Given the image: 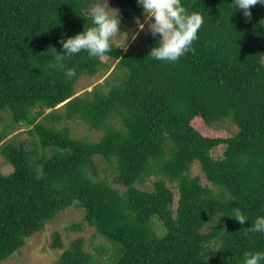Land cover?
Listing matches in <instances>:
<instances>
[{
  "label": "trees",
  "instance_id": "trees-1",
  "mask_svg": "<svg viewBox=\"0 0 264 264\" xmlns=\"http://www.w3.org/2000/svg\"><path fill=\"white\" fill-rule=\"evenodd\" d=\"M106 1L133 19L152 0H0V151L13 166H0V263L76 207L112 264H264V0H168L173 34L131 50L98 36ZM104 55L112 72L76 95L110 69ZM198 117L237 131L205 135ZM76 120L98 139L74 136ZM20 125L28 136L9 139ZM100 263L82 238L59 259Z\"/></svg>",
  "mask_w": 264,
  "mask_h": 264
},
{
  "label": "rangeland",
  "instance_id": "rangeland-1",
  "mask_svg": "<svg viewBox=\"0 0 264 264\" xmlns=\"http://www.w3.org/2000/svg\"><path fill=\"white\" fill-rule=\"evenodd\" d=\"M106 6V7H105ZM96 11L101 12L104 17L109 18V25L101 28L98 36L105 42H112L119 46H123L125 50H131L135 47H140L147 42L146 39L149 34L155 35H172L175 27L172 23L174 14L177 12L168 0H152L146 7V12L142 18L136 17L133 19H121L116 16V8L111 2L106 1L105 4L96 6ZM103 59L109 63L110 69H106L102 74L88 77L85 76L79 80L76 87V95H79L86 90H91L95 84L106 78L115 67L114 61L106 55ZM5 123V122H4ZM3 123V126L5 124ZM72 128L74 136L87 137L90 140H97L99 134L91 131L84 122L80 120L70 121L68 124ZM193 125L201 130L205 135L216 137H229L233 135L237 128L235 125L226 124L224 129L208 128L203 119L196 118ZM25 127L22 125L9 130L8 138H22L27 137ZM29 147V146H28ZM226 149V145H221L213 150L214 157H221ZM0 166L1 172L5 175L13 171V166L8 163L0 151ZM190 174L192 176H201L202 183L209 187H215L209 182L202 168L198 162H195L191 168ZM116 187L124 189L120 185ZM169 186L175 191L174 209L178 206L179 193L176 185L169 183ZM143 188H152V181H148ZM214 189V188H213ZM218 192L217 189H214ZM76 225H82L81 229H75ZM159 234H162L164 229L160 223L156 226ZM207 230L211 231V226H207ZM55 233H59L61 240L64 243V248H57L54 246ZM82 238L84 240V248L87 251L95 254L100 260V264H112L113 257L110 255L109 247L111 243L104 237L100 236L96 229L86 223L84 218V211L76 208L69 207L62 211L55 219L51 220L44 230L36 233L26 240L24 247L19 249L16 253L4 260L0 264H59V259L63 251L68 248L72 242ZM106 247V248H105Z\"/></svg>",
  "mask_w": 264,
  "mask_h": 264
}]
</instances>
